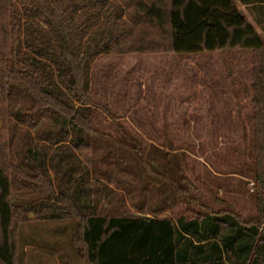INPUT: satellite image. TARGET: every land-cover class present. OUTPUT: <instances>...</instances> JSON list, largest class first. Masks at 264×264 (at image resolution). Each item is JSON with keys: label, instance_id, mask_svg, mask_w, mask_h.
<instances>
[{"label": "trees", "instance_id": "16d2710c", "mask_svg": "<svg viewBox=\"0 0 264 264\" xmlns=\"http://www.w3.org/2000/svg\"><path fill=\"white\" fill-rule=\"evenodd\" d=\"M240 1L264 34V0ZM226 49L253 55L259 219L211 209L157 217L195 201L185 153L144 147L119 122L118 136L97 130L92 65ZM30 213L64 229L73 219L83 264H264V42L233 0H0V264L38 244L39 234L20 236Z\"/></svg>", "mask_w": 264, "mask_h": 264}, {"label": "rangeland", "instance_id": "374dc122", "mask_svg": "<svg viewBox=\"0 0 264 264\" xmlns=\"http://www.w3.org/2000/svg\"><path fill=\"white\" fill-rule=\"evenodd\" d=\"M233 3L264 42L250 8L240 0ZM252 70L251 51L241 49L190 55L102 56L93 63L91 98L97 130L118 136L119 122L144 147L153 144L185 153L182 168L196 202L180 203L157 217L195 219L202 217L204 209H211L232 211L244 224L259 219L252 173ZM138 196L137 203L151 205ZM158 204L159 200L153 202ZM28 216L31 221L22 225L20 236L39 234L38 244L29 247L20 242L19 264H83L77 248L71 245L73 219L64 220L69 224L64 229L67 225H40L36 215ZM56 229L61 234L50 238ZM45 240L56 248H41Z\"/></svg>", "mask_w": 264, "mask_h": 264}]
</instances>
